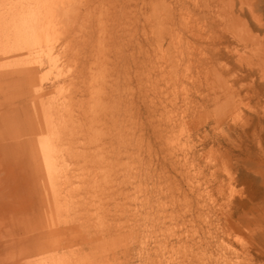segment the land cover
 Segmentation results:
<instances>
[{
  "label": "rangeland",
  "instance_id": "rangeland-1",
  "mask_svg": "<svg viewBox=\"0 0 264 264\" xmlns=\"http://www.w3.org/2000/svg\"><path fill=\"white\" fill-rule=\"evenodd\" d=\"M24 1L0 0V27ZM106 11L101 31L94 18L84 27L93 35L76 33L84 35L80 62L89 66L98 54L108 98L98 151L128 179L82 190L77 217L65 223L40 187L18 180L16 163L2 162L0 225L3 210L11 225L6 237L0 226V244L9 241L8 264H138L137 246L123 233V197L138 185L166 194L174 264L190 263L192 225L212 247L191 264L228 257L264 264V0H119ZM25 62L18 54L0 68ZM7 90L0 88V111L17 98ZM5 125L0 119V130Z\"/></svg>",
  "mask_w": 264,
  "mask_h": 264
},
{
  "label": "bare ground",
  "instance_id": "bare-ground-1",
  "mask_svg": "<svg viewBox=\"0 0 264 264\" xmlns=\"http://www.w3.org/2000/svg\"><path fill=\"white\" fill-rule=\"evenodd\" d=\"M118 1L26 0L0 27V61L18 54L26 56V62L18 68H0V88L17 94L13 102L1 105L0 119L5 118L6 125L0 130V164L7 160L16 163L23 170L18 180L40 187L42 198L48 201L50 197L60 222L69 223L71 215L77 217L75 208L81 202L76 198L82 190L94 194L102 184H120L118 180L122 179L97 148V143L105 145L99 139L102 122L109 115L103 73L98 70L99 57L95 52L89 66L80 62L79 42L84 35L76 33L89 30L93 35V28L84 27L94 18L96 29L105 28L100 16L108 6L116 8ZM49 93L53 94L51 98L47 97ZM8 134L15 136L8 139ZM115 135L120 146H124L120 132ZM126 179L124 176L121 182ZM127 195L123 197V233L137 246L132 250L138 264H174L166 226L167 205L161 204L166 194L160 188L138 185L133 195ZM2 214L0 226L6 237L11 220L5 210ZM91 219L96 220L97 226L103 225V218L95 213ZM193 220V213L189 214L187 222ZM200 231L193 225L186 230L187 236L190 234L185 241L188 264L212 247L211 242L204 241L203 233L200 238ZM197 250L203 253L197 254ZM8 251L9 241L3 238L2 264L9 263ZM225 259L226 264H242L238 257ZM250 260V264H258V258ZM74 261L79 263V259ZM214 263L222 264L219 259H214Z\"/></svg>",
  "mask_w": 264,
  "mask_h": 264
}]
</instances>
